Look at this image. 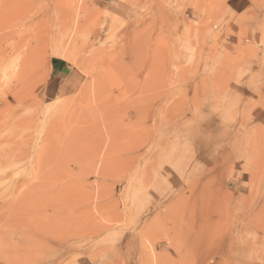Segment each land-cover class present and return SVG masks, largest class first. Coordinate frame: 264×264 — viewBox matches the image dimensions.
I'll list each match as a JSON object with an SVG mask.
<instances>
[{"label":"rangeland","instance_id":"rangeland-1","mask_svg":"<svg viewBox=\"0 0 264 264\" xmlns=\"http://www.w3.org/2000/svg\"><path fill=\"white\" fill-rule=\"evenodd\" d=\"M0 264H264V0H0Z\"/></svg>","mask_w":264,"mask_h":264},{"label":"crops","instance_id":"crops-1","mask_svg":"<svg viewBox=\"0 0 264 264\" xmlns=\"http://www.w3.org/2000/svg\"><path fill=\"white\" fill-rule=\"evenodd\" d=\"M52 68L53 69H56V70H61L62 69L61 66H60V64L59 63H55V62L52 64ZM68 77H72V79H73V76H70L69 75Z\"/></svg>","mask_w":264,"mask_h":264},{"label":"bare ground","instance_id":"bare-ground-1","mask_svg":"<svg viewBox=\"0 0 264 264\" xmlns=\"http://www.w3.org/2000/svg\"><path fill=\"white\" fill-rule=\"evenodd\" d=\"M93 159V158H92ZM94 171V170H93ZM27 202V201H26ZM37 245V244H36Z\"/></svg>","mask_w":264,"mask_h":264}]
</instances>
